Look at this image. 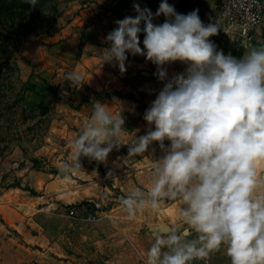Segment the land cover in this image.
<instances>
[{"label": "clouds", "instance_id": "clouds-1", "mask_svg": "<svg viewBox=\"0 0 264 264\" xmlns=\"http://www.w3.org/2000/svg\"><path fill=\"white\" fill-rule=\"evenodd\" d=\"M132 7L136 14L115 21L106 46L87 44L85 51L96 55L99 70L114 63L123 73L129 55L156 65L154 74L164 83L144 111L148 130L136 136L139 129L124 127L119 99L112 103L118 102L115 111L93 99L89 119L69 141L73 155L63 168H81L82 156L105 162L128 133V154L144 155L155 142L162 154L148 156V189L134 187L121 205L135 216L165 198L179 199L184 227L153 233L147 264H206L222 247L230 264H264V168L258 167L264 162V43L234 56L209 39L220 28L205 23L198 9L177 12L168 0H160L155 13L139 3ZM161 15L163 22L155 23ZM177 61L184 71L169 76L166 65ZM65 79L83 85L84 77L73 69Z\"/></svg>", "mask_w": 264, "mask_h": 264}, {"label": "rangeland", "instance_id": "rangeland-1", "mask_svg": "<svg viewBox=\"0 0 264 264\" xmlns=\"http://www.w3.org/2000/svg\"><path fill=\"white\" fill-rule=\"evenodd\" d=\"M80 1L41 0L39 12L29 16L27 22L21 21L23 38L16 40L11 33L0 49V220L5 222L10 212H25L23 203L34 208L31 214L25 212V216L32 217L37 213L35 206L42 201V213L61 219L65 233L62 241L71 247L75 264H82V251L86 252L85 247L91 250L98 231L105 246L110 247L121 235L120 240L125 239L122 230L135 220L133 216L120 217L114 210L119 205L117 211H125L116 200L118 189L96 186L97 181L107 183L104 162L90 159L87 166L96 169L98 175L88 182L77 179L91 184L83 187L85 196L77 193L73 187L76 183L63 168L73 155L69 141L81 131L79 125H71V118L79 112L78 104L70 102L72 95L86 96L83 91H87L96 100V95L106 97L109 93L85 84L72 85L65 79V73L81 68L79 42L72 45L64 38L48 41L78 14ZM83 158L87 157H80L81 167L86 166ZM125 241L127 247H137L134 237Z\"/></svg>", "mask_w": 264, "mask_h": 264}, {"label": "crops", "instance_id": "crops-1", "mask_svg": "<svg viewBox=\"0 0 264 264\" xmlns=\"http://www.w3.org/2000/svg\"><path fill=\"white\" fill-rule=\"evenodd\" d=\"M134 2L142 7H149L153 13L160 4V0H81L76 6L80 8L78 14L59 32L49 36L48 41L58 42L64 38L72 45L78 42L81 44L80 61H78V66L80 65L81 68L76 69L83 74V84L95 91L104 89L105 92H109L106 97L96 95V100L108 103L110 106L114 98L119 99L125 109L123 112L126 117L124 127L130 132L139 129L135 132V135L139 136L148 130V125L143 119L144 111L150 106L164 83L154 74L156 65L146 60L143 55H129L125 62V72L121 73L114 63H104L99 70L100 61L96 55L85 51L87 44L95 45L97 49L106 46L104 37L116 27L115 21L136 14L132 7ZM168 2L174 5L177 12L187 13L198 9V15L205 23L216 22L220 29L225 25L222 11L223 0H168ZM164 19L161 15L156 17L154 22L162 23ZM220 29L209 39L213 40L219 49L225 53L230 52L234 56L242 55L253 45L264 43V21L257 29L252 44L244 48L234 38L220 33ZM142 40L143 33L140 34L141 47H143ZM166 67L169 76L185 69V65L179 61L166 65ZM110 90L116 93H110ZM83 93L86 96L72 95L70 101L79 106L77 116L71 118V125L77 124L81 129L92 112L91 94L89 95L87 91ZM126 93L129 95H123ZM117 107L118 102L112 105V110L115 111ZM131 108L134 110L129 111L128 109ZM131 139V133L122 136L121 140L125 144H121L118 148L114 147L106 159V161L109 160L108 163H103L104 168H107L104 170L108 174L105 178L107 183L104 185L99 184L98 181L96 183V186L100 185L103 190L118 189L116 200L119 203H121L120 198L130 192H126L125 189L132 190L134 187H140L145 191L148 189L151 180L148 156L162 154L155 142L144 155L128 154V143ZM152 149L155 151L153 152ZM88 162H90L89 158H83L86 166L79 169H68L69 174L66 175L76 183L73 187L77 188L78 194L82 192V196H85L83 187L91 186V184L80 183L78 180L88 182L87 180L98 175L96 169L87 166ZM258 167L264 168V162L259 163ZM85 200L89 201V199ZM42 204L40 201L35 206L37 213L32 217L25 216V212H10L4 219L5 222L0 220V264H75L71 247L66 245V241H62L65 233L62 234L61 219L42 213L43 208L40 207ZM181 204L179 199L165 198L157 209L146 207L138 210L133 216L134 222L128 223L122 230L125 239L120 240L121 235L117 240L114 239L110 247L105 246L103 237L97 230L93 238L95 243H91L93 244L91 250L85 247L86 252L82 251L80 261L82 264H147L146 252L151 245L152 234L158 232L152 227L162 225L168 228L184 227L177 215ZM119 207L117 205L114 210L120 217L129 216L126 211H117ZM2 217L0 215V218ZM132 237L138 241L137 247H127L125 240L132 239ZM207 259L210 264H230V259L223 247L218 251H213ZM201 261L196 260L192 264H201Z\"/></svg>", "mask_w": 264, "mask_h": 264}, {"label": "built area", "instance_id": "built-area-1", "mask_svg": "<svg viewBox=\"0 0 264 264\" xmlns=\"http://www.w3.org/2000/svg\"><path fill=\"white\" fill-rule=\"evenodd\" d=\"M225 25L220 33L239 43L251 45L257 29L264 21V0H223ZM201 264H205L202 260ZM206 264H210L206 258Z\"/></svg>", "mask_w": 264, "mask_h": 264}, {"label": "trees", "instance_id": "trees-1", "mask_svg": "<svg viewBox=\"0 0 264 264\" xmlns=\"http://www.w3.org/2000/svg\"><path fill=\"white\" fill-rule=\"evenodd\" d=\"M40 5L41 0H36L35 5L31 4L30 0H0V49L4 44V40L8 39L11 33L16 40L23 38L22 29L24 24L21 21L27 22L29 16L39 12L38 7ZM16 187L18 186L16 185ZM26 190L31 195H36L33 189L27 188Z\"/></svg>", "mask_w": 264, "mask_h": 264}, {"label": "bare ground", "instance_id": "bare-ground-1", "mask_svg": "<svg viewBox=\"0 0 264 264\" xmlns=\"http://www.w3.org/2000/svg\"><path fill=\"white\" fill-rule=\"evenodd\" d=\"M57 182H58V181L55 182V185H57ZM21 208L24 209V211L27 212L28 214H31V213L34 212V208H32L31 205H27V206H26V205L23 204V205L21 206Z\"/></svg>", "mask_w": 264, "mask_h": 264}, {"label": "water", "instance_id": "water-1", "mask_svg": "<svg viewBox=\"0 0 264 264\" xmlns=\"http://www.w3.org/2000/svg\"><path fill=\"white\" fill-rule=\"evenodd\" d=\"M56 181H54L55 183ZM52 184V183H50ZM49 191H52V190H49ZM155 231H158V232H165L168 230V226L166 225H162V226H158V227H152Z\"/></svg>", "mask_w": 264, "mask_h": 264}]
</instances>
